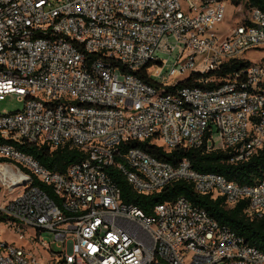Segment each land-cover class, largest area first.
<instances>
[{"label": "built area", "instance_id": "built-area-1", "mask_svg": "<svg viewBox=\"0 0 264 264\" xmlns=\"http://www.w3.org/2000/svg\"><path fill=\"white\" fill-rule=\"evenodd\" d=\"M226 1L0 0V101L23 103L0 114V226L15 238L0 240V264H264L183 197L151 214L123 204L109 175L145 196L184 181L264 221V178L239 185L126 148L222 150L232 163L264 148V61L245 58L264 47V12L233 6L240 21L219 35ZM230 61L246 66L217 79ZM35 143L84 156L53 173L19 150Z\"/></svg>", "mask_w": 264, "mask_h": 264}, {"label": "trees", "instance_id": "trees-1", "mask_svg": "<svg viewBox=\"0 0 264 264\" xmlns=\"http://www.w3.org/2000/svg\"><path fill=\"white\" fill-rule=\"evenodd\" d=\"M229 2L232 6L243 4L246 8H257L264 12V0H229ZM245 66L246 63L230 61L214 75L217 79H221ZM133 74L138 75L137 73ZM195 78L187 79L179 86H199L193 82ZM142 79L145 82L154 83V81L144 77ZM213 86H210V88ZM126 148H139L154 159L169 163L172 166H176L182 159H188L194 171L218 174L239 185H254L264 178V148L258 150L247 160L236 163L230 162L233 154L222 150L206 152L203 148H176L171 152H165L161 147L151 144L149 141L130 142ZM19 150L31 156L43 168L59 174L65 173L69 165L78 162L84 156L77 149L69 147L51 149L45 143L27 144L19 147ZM109 175L120 190L123 204L134 205L144 213L151 214L155 206L174 202L177 198L183 197L193 206L203 209L221 227L228 228L236 236L243 239L247 246L264 253V221L249 219L244 214L246 201H240L234 207L228 208L222 197L214 199L209 195L197 194L192 185L184 181L173 182L158 193L147 196L139 195L133 191L116 170L109 169ZM34 185L52 197L48 187L37 181L34 182Z\"/></svg>", "mask_w": 264, "mask_h": 264}, {"label": "rangeland", "instance_id": "rangeland-1", "mask_svg": "<svg viewBox=\"0 0 264 264\" xmlns=\"http://www.w3.org/2000/svg\"><path fill=\"white\" fill-rule=\"evenodd\" d=\"M240 14L236 13L235 8L230 4L229 1L225 2V18L224 21L217 26V33L219 35L225 34L228 29L232 28L236 23L240 21ZM245 58L253 64L260 63L264 61V47L248 52L245 55ZM23 108V103L19 102L13 96H7L3 101H0V114H7L10 112L19 111ZM220 137L216 130H213L212 138L209 141V144H214V146L220 145ZM43 239L48 243H52L54 238L51 234L44 233ZM0 240H4L9 243H14L15 238L12 233L6 228L0 226ZM53 250H56L55 244L52 245Z\"/></svg>", "mask_w": 264, "mask_h": 264}]
</instances>
